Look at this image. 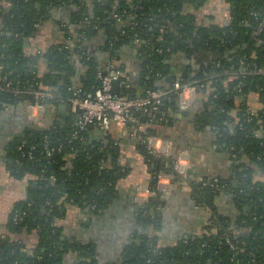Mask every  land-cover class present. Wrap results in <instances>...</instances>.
<instances>
[{"label": "trees", "instance_id": "16d2710c", "mask_svg": "<svg viewBox=\"0 0 264 264\" xmlns=\"http://www.w3.org/2000/svg\"><path fill=\"white\" fill-rule=\"evenodd\" d=\"M2 2L0 115L14 112L21 105H32L36 92L53 94L54 99L44 100L45 108L67 102L78 89L94 92L104 60L114 62L123 71L121 50L130 47L142 59L138 65L139 87L132 89L126 82L121 93L137 97L161 88L167 96L154 119L147 115L142 118V138L155 133L152 126H171L173 116L178 114L191 118L198 131L209 129L215 149L230 158L227 177L196 180L187 174L183 178L173 167L176 156L151 153L146 143L135 141L147 165L149 189L154 195L137 213L138 229L123 249L119 264H264V184L254 179L257 171L264 172V77L237 74L240 62L249 70L264 67V0H226L230 21L225 26L197 20L195 12L205 0ZM61 6L69 8V22L77 26L74 34L65 31V41L72 45L64 43L46 52L27 54L25 43ZM99 34L104 40V60L103 56L96 59L88 55L82 43ZM72 56L79 58L84 70L77 86L71 79L76 73ZM41 58L47 63V71L39 76ZM171 60L174 66L169 65ZM147 64L151 71L145 67ZM57 73V82L52 83ZM63 73L66 76L62 81ZM177 80L197 85V93L204 96L199 113L194 107L179 109L172 92ZM250 95L256 96L257 103L252 113ZM44 119L42 126L28 124L19 133L10 157L14 161L10 166L12 175L19 180L26 175L32 179L27 197L9 216V230L17 234L35 232L36 245L27 251L23 243L0 240V264H63L62 255L69 252L76 254L75 264H100L89 244L62 238L55 220L64 204L90 209L95 214L112 205L117 183L127 172L120 162V146L110 137L90 142L93 128L81 133V141H70L72 116L60 122L45 112ZM45 147L53 150L52 156L45 154ZM160 173L173 175L174 185L187 186L191 199L209 214L199 235L167 247L158 246L144 230L155 232L161 227L164 197L156 189ZM221 193L232 197L238 211L236 219L217 212L214 201Z\"/></svg>", "mask_w": 264, "mask_h": 264}, {"label": "crops", "instance_id": "0c3cea01", "mask_svg": "<svg viewBox=\"0 0 264 264\" xmlns=\"http://www.w3.org/2000/svg\"><path fill=\"white\" fill-rule=\"evenodd\" d=\"M226 0H205V4L196 11L197 20L202 24H217L225 26L229 24V11ZM3 2L0 0V5ZM191 10V9H190ZM189 10V11H190ZM69 8L61 6L55 8L47 21L42 24L37 33L25 43L27 54L46 52L51 46L59 44L72 45L65 41V31L74 34L75 25L69 22ZM191 12H193L191 10ZM85 52L93 58L100 59L103 56L102 47L104 40L102 35L83 40ZM74 64L76 73L71 78L78 85L79 78L84 70L79 64V58L70 57ZM105 56H103V60ZM141 58L130 47L121 50L122 77L125 82L135 90L139 87V76ZM181 61L187 63L186 58ZM180 62V59L179 61ZM181 63V62H180ZM181 66L180 64H178ZM37 70L40 74L47 71V63L41 58ZM206 96V95H205ZM204 96L197 93V99L191 108L202 110L201 100ZM177 103V102H176ZM31 109L29 106L21 105L14 112L0 115V240H10L23 243L25 250L30 251L36 245V233H13L9 230L8 220L15 206L27 197V187L32 176L26 175L17 179L12 175L10 166L14 165L11 160L12 146L14 147L19 133L28 125L42 126L45 121V112L51 114L59 121H65L71 117L70 112L65 116L59 115L58 107ZM249 108L255 110L257 107L256 96H249ZM178 106V104H177ZM49 117V116H48ZM47 117V118H48ZM51 117V115H50ZM154 134L149 138L153 145L161 153L176 156L179 162L185 165L186 171L190 170L196 180L204 177H227L231 172V161L229 156L215 149L213 137L210 130H196L191 118H181L178 114L173 116L171 126H152ZM90 142H99L105 137L115 140L120 146V162L127 170L126 174L117 183V196L112 205L104 210V213H93L90 209H83L75 205L64 204L60 216L55 220V225L61 230V237L82 244H89L100 264H119L123 249L132 242L134 231L138 229L137 194L149 188L150 174L143 157L136 149V142L123 131L120 132L113 127L108 133L97 129L90 131ZM188 173V172H187ZM254 179L264 184V172L257 171ZM163 184L168 180L163 179ZM167 188V187H166ZM140 191L138 192V190ZM164 207L161 212V227L155 232L144 229L149 237L154 238L158 246H172L179 240L189 239L199 235L208 220L209 214L199 207L191 199V191L187 186L173 185L171 190L163 194ZM214 204L217 212L223 217L231 220L236 219L238 211L230 195L219 194ZM77 256L73 252L62 255L63 264H75Z\"/></svg>", "mask_w": 264, "mask_h": 264}, {"label": "built area", "instance_id": "2783aa9c", "mask_svg": "<svg viewBox=\"0 0 264 264\" xmlns=\"http://www.w3.org/2000/svg\"><path fill=\"white\" fill-rule=\"evenodd\" d=\"M117 18V16H114ZM118 19V18H117ZM138 42V41H137ZM161 54V50H157ZM103 67L98 72V88L94 92H81V90H75L71 97L68 99L67 105L70 106V115L73 117V132L71 134L70 141H81L80 136L82 132L87 131L89 128L97 129L101 132L108 133L113 127L128 134L130 138L141 143H146L151 153L159 154L163 156H169L168 153H161L158 148L153 145L149 135L142 138L141 134L144 130L142 124V118L147 115L151 118H155V114L160 113V107L163 100L167 99L164 90L158 88L156 90H148L142 96L130 97L121 93V88L125 85V81L122 79V72L117 68L114 62L105 59ZM151 71V65L145 66ZM240 75H253L264 77V67L249 70L248 66L243 62H240V68L237 71ZM160 75H157L159 78ZM149 77H146L148 80ZM118 81V93L113 92V83ZM0 90H3L0 87ZM23 91H16L15 93H22ZM172 92L177 96V104L180 110H188L197 99V85L182 83L181 80H177L173 84ZM54 99L52 93H34V103L29 107L31 109H39L43 111L45 105L44 100ZM252 113L251 109H249ZM22 149L18 147V151ZM47 156H52L53 150L45 147L44 150ZM29 156L31 153H28ZM176 158L173 167L174 170L183 178L187 177V171L185 165L181 164ZM167 179L168 183L163 184L162 180ZM173 175L168 173H160L156 177V189L162 193H168L172 186ZM167 187V188H166ZM140 189L138 190V192ZM143 195L142 192L137 194V203L141 206L145 205L147 201L153 197L154 192L148 187L145 188ZM153 217V216H151ZM16 222L20 221V218L14 219ZM231 249H234L231 247Z\"/></svg>", "mask_w": 264, "mask_h": 264}, {"label": "water", "instance_id": "95a60500", "mask_svg": "<svg viewBox=\"0 0 264 264\" xmlns=\"http://www.w3.org/2000/svg\"><path fill=\"white\" fill-rule=\"evenodd\" d=\"M174 60H171L170 61V63H169V65L170 66H174ZM185 64H189V61H187V63H185ZM165 71H167V69H165ZM182 72V75H184L185 74V71L184 70H181ZM56 75H59L58 73L57 74H55L54 75V77L52 78V83H56L57 82V76ZM61 76V79H62V81L64 80V78H65V76H66V74L65 73H63L62 75H60ZM113 92L115 93V94H117L118 93V81H115L114 83H113ZM58 109H59V115H61V116H65L67 113H65V112H69L70 111V106L69 105H65V104H61L59 107H58ZM63 111H65V112H63ZM68 115H70V114H68ZM59 121V120H58ZM60 122H63L62 120H60ZM188 172V174H191V171L190 170H188L187 171ZM143 206H141V207H138L139 208V210L142 208ZM139 212V211H138ZM101 214H103L104 213V211H101L100 212Z\"/></svg>", "mask_w": 264, "mask_h": 264}, {"label": "flooded vegetation", "instance_id": "af4514ba", "mask_svg": "<svg viewBox=\"0 0 264 264\" xmlns=\"http://www.w3.org/2000/svg\"><path fill=\"white\" fill-rule=\"evenodd\" d=\"M56 120H58V119L56 118ZM11 149H12V153H14V151H13V146H12V148H11Z\"/></svg>", "mask_w": 264, "mask_h": 264}]
</instances>
